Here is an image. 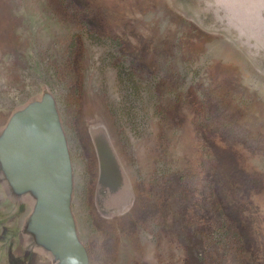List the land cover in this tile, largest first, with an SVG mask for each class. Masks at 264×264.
<instances>
[{"label":"rangeland","instance_id":"1","mask_svg":"<svg viewBox=\"0 0 264 264\" xmlns=\"http://www.w3.org/2000/svg\"><path fill=\"white\" fill-rule=\"evenodd\" d=\"M52 107L88 264H264V0H0V144ZM0 163V264H61Z\"/></svg>","mask_w":264,"mask_h":264},{"label":"water","instance_id":"2","mask_svg":"<svg viewBox=\"0 0 264 264\" xmlns=\"http://www.w3.org/2000/svg\"><path fill=\"white\" fill-rule=\"evenodd\" d=\"M6 129L0 163L19 189L34 190V229L44 233L61 264H88L70 214L69 156L52 107H29Z\"/></svg>","mask_w":264,"mask_h":264}]
</instances>
